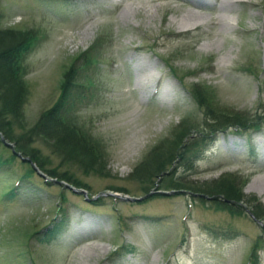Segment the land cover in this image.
<instances>
[{"label": "rangeland", "instance_id": "374dc122", "mask_svg": "<svg viewBox=\"0 0 264 264\" xmlns=\"http://www.w3.org/2000/svg\"><path fill=\"white\" fill-rule=\"evenodd\" d=\"M192 11L206 22L180 29ZM0 27L42 36L25 58L28 127L57 101L72 61L99 42L98 61L78 71L68 104V115L100 141L109 171V177L77 175L89 199L125 195L110 187L145 197L133 170L184 118L202 123L187 90L206 85L218 106L253 116L260 128L212 137L195 173L178 168L176 175L202 184L237 174L248 182L243 193L264 206V193L252 187H264V0H0ZM2 142L6 159L14 145ZM21 158L0 167V195L23 175ZM57 164L52 159L49 167ZM44 181L34 172L14 196H0V264H247L258 239L264 264V231L247 214L230 215L189 193L97 202ZM64 210L61 230L43 241Z\"/></svg>", "mask_w": 264, "mask_h": 264}, {"label": "trees", "instance_id": "16d2710c", "mask_svg": "<svg viewBox=\"0 0 264 264\" xmlns=\"http://www.w3.org/2000/svg\"><path fill=\"white\" fill-rule=\"evenodd\" d=\"M41 38L42 36L34 30H3L0 27V137L14 145V153L11 151L6 159L0 157V167L11 164L17 154H20L28 158L46 178L64 181L88 191L89 186L77 175L109 177L105 153L100 141L68 115V104L73 89L79 86L75 81L78 71L81 68H89L98 61L94 52L97 51L99 42L95 40L87 51L80 53V58L72 61L63 74L59 98L51 108L41 112L36 121L28 127L24 106L30 88L25 81V58ZM79 59H83L84 64L76 67ZM187 92L203 112L202 123L194 124L184 118L172 131L171 139L160 142L135 167L131 179L139 182L146 195L153 189L189 193L198 197L201 202H211L216 209L227 211L234 216L246 215L242 207L245 204L257 219L264 221V206L259 199L243 193L248 183L246 178L226 173L214 181L198 184L187 179L186 175H176L178 168L188 174L195 173L196 162L212 137L228 131L241 132L260 128L258 119L255 120L253 116L218 106L206 85H193ZM261 119L264 120V117ZM42 147L49 151L48 155L43 154ZM52 159L58 161L54 168L49 167ZM24 164L27 167L23 175L13 187L2 192L1 197L14 196L19 184L34 175L35 171L30 163ZM44 184L53 186L54 183L45 180ZM108 190L129 194L121 187H110ZM155 197L151 195L148 200ZM205 197L213 199L209 201ZM59 198L60 203L67 202L65 191L59 193ZM240 203L242 205H239ZM60 213V221H53L51 227L44 231L43 241H48L61 230L66 213ZM260 243L261 239L254 243L247 264H259L257 250L260 249Z\"/></svg>", "mask_w": 264, "mask_h": 264}, {"label": "water", "instance_id": "95a60500", "mask_svg": "<svg viewBox=\"0 0 264 264\" xmlns=\"http://www.w3.org/2000/svg\"><path fill=\"white\" fill-rule=\"evenodd\" d=\"M1 140L3 141V143L7 146H11L10 144H8L7 142L4 141L3 137H1ZM20 157V155H18ZM22 160H26V161H29L30 164L32 165V167L34 168L35 171H37V173L39 175H42L36 168V166L34 164H32V162L29 160V159H24V158H21ZM53 182H55L56 184L58 185H63L65 188H67L68 190L76 193V194H83L85 197L87 196V192L83 189H77V188H74L73 186L65 183V182H62V181H57V180H54ZM158 193H161L163 195H170V194H174L175 192L174 191H170V192H160L158 191ZM98 196H111V197H114V198H117V199H120L121 201H125V202H139V201H142L144 200L147 196L145 197H142V198H135V197H131V196H128V195H125V196H121L117 193H102L100 195H97L96 197H93L92 199H96ZM206 199L208 200H212L213 198H209V197H205ZM242 205V204H240ZM242 207L245 209L246 213L258 224L260 225L262 228H264V223L262 221H260L259 219H257L252 213L251 211L246 208L245 206L242 205Z\"/></svg>", "mask_w": 264, "mask_h": 264}, {"label": "bare ground", "instance_id": "6f19581e", "mask_svg": "<svg viewBox=\"0 0 264 264\" xmlns=\"http://www.w3.org/2000/svg\"><path fill=\"white\" fill-rule=\"evenodd\" d=\"M233 2L235 1V0H232ZM223 7V6H222ZM222 7H220V9H222ZM232 8V7H231ZM224 9V8H223ZM197 10V9H196ZM231 10V9H230ZM227 13V12H226ZM229 15V14H228ZM194 16H196V18H199V20H196V21H190V20H194L195 18H194ZM221 18H226V16H225V14L223 13V14H221V15H219ZM190 17H192V18H190ZM203 16L202 15H200L198 12H196V11H192V12H190V14L188 15V17H184L181 21H180V23H179V28L180 29H182V30H185V29H188V28H190V29H193V28H197L199 25H201V24H204L206 21H205V19H204V17L202 18ZM190 18V19H189ZM188 20V21H187ZM232 26V25H231ZM210 48V47H209ZM149 83V82H148ZM142 86V85H141ZM254 189H258L259 190V193L262 195L263 193H264V187H262V188H255V186L253 185L252 186ZM96 248H98V249H106V246H102V245H96ZM91 253H93V251H90V250H87V249H85L84 250V252H83V254L84 255H88V254H91Z\"/></svg>", "mask_w": 264, "mask_h": 264}]
</instances>
